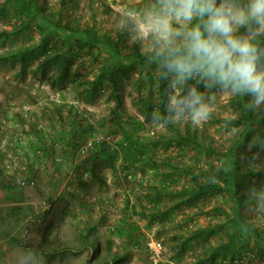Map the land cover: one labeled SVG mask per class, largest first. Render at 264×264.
<instances>
[{
	"label": "rangeland",
	"instance_id": "obj_1",
	"mask_svg": "<svg viewBox=\"0 0 264 264\" xmlns=\"http://www.w3.org/2000/svg\"><path fill=\"white\" fill-rule=\"evenodd\" d=\"M43 1L51 22L97 25L103 36L116 40L120 33L124 44L147 52V40L134 32L140 20L135 12L145 0H76L62 18V0ZM17 9L0 0V264L25 258L30 264H106L116 255L128 256L120 264H151L148 239L162 242L161 264H264V217L249 207L239 212L229 196L189 200L186 193L195 179L185 167L205 170L222 162L180 135L228 149L238 130L221 121L237 116L235 97H218L199 125L177 122L153 130L147 107L160 99L157 93L149 98L142 67L117 65L112 78L100 77L112 61L109 53L91 54L76 44L63 57L66 48L50 26L23 28L27 21ZM104 148L107 155L91 160ZM256 166L262 183L264 161ZM51 210V239L71 250L25 257L29 251L9 238L40 244L37 219ZM239 214L250 229L238 231L233 250H220L228 241L225 232L200 235Z\"/></svg>",
	"mask_w": 264,
	"mask_h": 264
},
{
	"label": "clouds",
	"instance_id": "obj_2",
	"mask_svg": "<svg viewBox=\"0 0 264 264\" xmlns=\"http://www.w3.org/2000/svg\"><path fill=\"white\" fill-rule=\"evenodd\" d=\"M135 14V35L147 40L146 61L163 82L151 129L199 125L220 96L242 98L247 113L264 115V0H145ZM245 151L249 166L264 161V132L250 133ZM247 193V211L264 217V182Z\"/></svg>",
	"mask_w": 264,
	"mask_h": 264
},
{
	"label": "trees",
	"instance_id": "obj_3",
	"mask_svg": "<svg viewBox=\"0 0 264 264\" xmlns=\"http://www.w3.org/2000/svg\"><path fill=\"white\" fill-rule=\"evenodd\" d=\"M11 1L16 4L18 8L17 11L20 12L22 19L24 18V20L27 21L23 25V28L36 24L40 29L45 31L46 28L50 26V32H55L59 43L66 48V51H61L60 53L63 57L73 54L75 50H77L76 44L82 45L83 48L90 47L91 54L94 49H97L100 53H109L112 57V61L106 68L102 69L100 77L108 76L112 78L114 76L113 69L117 65L123 68L142 67L146 72V79L149 85V98L157 93L159 96L158 99H160V90L163 87V82L158 79L157 75L152 73L153 66L146 61L147 52H143L137 45L131 47L124 44L125 39L122 34L118 33L116 35L117 39L114 40L103 36L101 30H98L97 25L84 27L80 24L76 25L74 23H69L63 27L60 21H49L50 19H48L49 16L47 15L48 5H46L43 0ZM75 1L76 0H62L59 13L60 18L64 16V10L70 9ZM121 44L123 45L120 46ZM44 47L47 48V45ZM52 51L53 50L48 49L47 52L49 53ZM79 51H83V49ZM234 100L237 108V116L235 118L222 119L221 121L225 126L231 128V130H238V133L234 137V141L228 149L223 150L221 147L215 148L211 144H207L205 140L201 141L197 137L189 134H187L185 138L183 135H180V139L194 143L197 148L203 150V152L210 156L216 157L222 162L221 167L212 165L205 170L194 167H185V169L188 170V174L195 179V187L186 192L190 195L189 200L212 195L229 196L237 210L242 212L253 203L247 193L249 185L252 183H261L258 182V179L262 175V170L258 169L257 166H249L247 162L248 153L245 151V144L250 133L264 132V115H250L243 108L244 99L235 97ZM153 107V105H149L147 108L152 111ZM171 127L179 133L176 126L171 125ZM103 155H107L105 148L99 153V155L91 157V160H99ZM152 164L157 165L156 162H153ZM178 167L179 166L177 165V168ZM162 196H167V194ZM14 210L17 209L13 208L12 211L14 212ZM12 211L7 215L8 218H12ZM51 214L52 210L37 219L39 227H36L35 230L39 239H41L40 244H25L22 240L9 238L11 239V244L19 246L26 251L31 250V253L38 257L45 258L60 256L67 251H70L71 248L67 245L52 241L51 237L53 236L56 227L55 223L50 220ZM2 220L4 224H7L6 217L2 218ZM242 229L249 230L250 228L249 226H246L242 215L239 214L236 217H230L228 222L224 225L216 223V225L210 227L208 230L203 229L200 231V235L203 237L207 234L214 236L218 233L225 232L228 236V241L223 244L220 250L227 252L233 250L237 245L238 231ZM254 232H257L254 233L256 237L255 239H259L261 242L259 231L255 229ZM249 234L250 232L248 231L245 235V239L250 240L251 237ZM7 236L10 237V235H5L4 237ZM127 259L128 256L116 255L110 261H107L106 264H120Z\"/></svg>",
	"mask_w": 264,
	"mask_h": 264
},
{
	"label": "built area",
	"instance_id": "obj_4",
	"mask_svg": "<svg viewBox=\"0 0 264 264\" xmlns=\"http://www.w3.org/2000/svg\"><path fill=\"white\" fill-rule=\"evenodd\" d=\"M144 248L145 251L149 253V260L151 264H161L164 255V246L162 242L154 239H148V241L144 244ZM137 249H139V246H137Z\"/></svg>",
	"mask_w": 264,
	"mask_h": 264
}]
</instances>
